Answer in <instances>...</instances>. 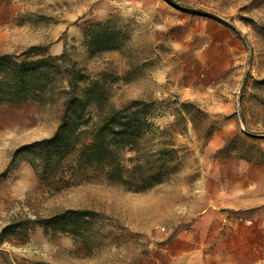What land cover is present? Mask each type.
Masks as SVG:
<instances>
[{
  "label": "rangeland",
  "instance_id": "1",
  "mask_svg": "<svg viewBox=\"0 0 264 264\" xmlns=\"http://www.w3.org/2000/svg\"><path fill=\"white\" fill-rule=\"evenodd\" d=\"M172 2L232 29L164 0L5 4L14 14L0 21L8 32L0 54L38 47L55 58L66 50L91 80L102 78L113 108L133 100L152 105L140 153L124 150L121 165L124 179L129 159L142 173L160 175L149 189L133 192L110 182L108 168L79 165L94 111L88 125L67 128L50 163L35 154L12 157L17 148L52 137L63 95L57 89L43 104L1 107L0 264H123L125 241L138 250L152 238L165 245L193 222L190 210L206 206H249L248 219L264 227V0ZM165 149L170 153L157 156ZM21 168L31 174L24 186ZM58 215L55 223L65 232L26 227ZM10 225L16 228L2 234Z\"/></svg>",
  "mask_w": 264,
  "mask_h": 264
},
{
  "label": "trees",
  "instance_id": "2",
  "mask_svg": "<svg viewBox=\"0 0 264 264\" xmlns=\"http://www.w3.org/2000/svg\"><path fill=\"white\" fill-rule=\"evenodd\" d=\"M11 0H0L8 3ZM170 6L185 13L199 15L231 28L224 20L201 10L179 8L172 0H164ZM232 29V28H231ZM88 43V32L84 33ZM42 57L39 60L34 57ZM47 51L32 47L20 55L0 54V107L20 108L28 103L43 104L52 97L55 90L60 89L63 95V111L58 129L48 139L34 141L17 148L12 157L21 154H35L43 162L50 163L58 154L67 128H81L91 121L90 116L95 112V122L90 130L84 132L86 142L81 144L77 152L79 165L108 168L110 182L116 183L133 192H143L159 182L160 172L144 174L143 168L132 163L130 177L124 179L125 171L121 165L124 150L141 151L139 142L145 120L152 115V105L140 100H133L125 106L115 109L107 102L102 78L91 80L89 75L73 63L66 50L59 57H46ZM102 76V75H101ZM64 86L57 88V83ZM165 149L159 152H169ZM3 177L1 176L0 179ZM74 214V212H71ZM61 215L49 219L27 221L28 228L39 226L44 233L52 231L65 232L62 224L55 222ZM16 227L12 225L3 229L7 234ZM24 230V229H23Z\"/></svg>",
  "mask_w": 264,
  "mask_h": 264
},
{
  "label": "crops",
  "instance_id": "3",
  "mask_svg": "<svg viewBox=\"0 0 264 264\" xmlns=\"http://www.w3.org/2000/svg\"><path fill=\"white\" fill-rule=\"evenodd\" d=\"M5 4L0 3L3 22L14 14ZM7 38L8 32L0 30V43ZM53 49L60 52L61 45ZM223 208L230 219L222 216ZM250 208L230 204L190 210L193 222L165 245L158 244L161 238H152L138 250L133 242L125 241L123 264H264V227L248 219Z\"/></svg>",
  "mask_w": 264,
  "mask_h": 264
},
{
  "label": "bare ground",
  "instance_id": "4",
  "mask_svg": "<svg viewBox=\"0 0 264 264\" xmlns=\"http://www.w3.org/2000/svg\"><path fill=\"white\" fill-rule=\"evenodd\" d=\"M23 121H25L26 118H21ZM30 171L26 168H21L19 170V172L17 173V176H18V180H19V183H22L23 186L24 184L27 182V180L29 179L30 177Z\"/></svg>",
  "mask_w": 264,
  "mask_h": 264
}]
</instances>
